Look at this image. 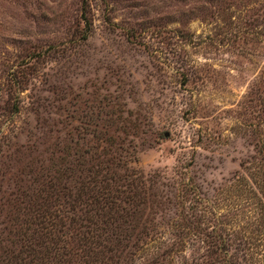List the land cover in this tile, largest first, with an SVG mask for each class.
<instances>
[{
    "label": "rangeland",
    "instance_id": "374dc122",
    "mask_svg": "<svg viewBox=\"0 0 264 264\" xmlns=\"http://www.w3.org/2000/svg\"><path fill=\"white\" fill-rule=\"evenodd\" d=\"M93 131L149 186L156 241L173 239L178 182L200 191L184 205L200 225L253 224L233 176L264 155V0H0V251L60 141Z\"/></svg>",
    "mask_w": 264,
    "mask_h": 264
},
{
    "label": "trees",
    "instance_id": "16d2710c",
    "mask_svg": "<svg viewBox=\"0 0 264 264\" xmlns=\"http://www.w3.org/2000/svg\"><path fill=\"white\" fill-rule=\"evenodd\" d=\"M91 137L60 141L56 179H48L42 201L29 205L9 248L0 251V264H264V155L254 167L244 166V175L233 176L243 180L239 194L246 201L257 199L253 224L236 228L233 220H220L230 213L218 212V224L200 225L194 208L184 211L188 196L193 203L203 200L200 191L178 182V218L165 243L156 241L158 231L153 234L155 224L145 213L152 201L140 172L111 136L93 131Z\"/></svg>",
    "mask_w": 264,
    "mask_h": 264
}]
</instances>
